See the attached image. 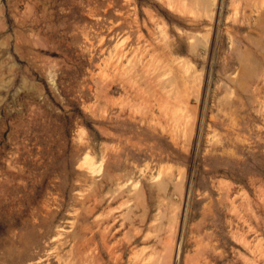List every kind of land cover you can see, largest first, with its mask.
Segmentation results:
<instances>
[{
    "label": "rangeland",
    "instance_id": "obj_1",
    "mask_svg": "<svg viewBox=\"0 0 264 264\" xmlns=\"http://www.w3.org/2000/svg\"><path fill=\"white\" fill-rule=\"evenodd\" d=\"M0 264H264V0H0Z\"/></svg>",
    "mask_w": 264,
    "mask_h": 264
}]
</instances>
